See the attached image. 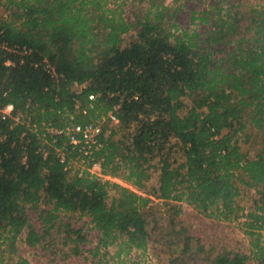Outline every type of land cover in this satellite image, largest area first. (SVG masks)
<instances>
[{
    "label": "trees",
    "instance_id": "obj_1",
    "mask_svg": "<svg viewBox=\"0 0 264 264\" xmlns=\"http://www.w3.org/2000/svg\"><path fill=\"white\" fill-rule=\"evenodd\" d=\"M223 1L191 9L190 28L164 0L134 21L113 0H6L0 264H111L159 235L173 236L166 264H264V11L230 0L223 13ZM8 103L15 110L3 117ZM102 118L95 161L139 192L66 168L57 152L66 136L47 131ZM184 202L218 223L244 217L251 253L191 233Z\"/></svg>",
    "mask_w": 264,
    "mask_h": 264
},
{
    "label": "rangeland",
    "instance_id": "obj_2",
    "mask_svg": "<svg viewBox=\"0 0 264 264\" xmlns=\"http://www.w3.org/2000/svg\"><path fill=\"white\" fill-rule=\"evenodd\" d=\"M151 0H118L114 1L112 3H109V6L117 8V5H119V10L123 12L125 17L131 20H135L137 14L142 15L143 12H145L149 6H150ZM160 1V0H159ZM165 3L174 10V8H181V11L179 14L182 16L184 22H186V26L190 28H194V25H190V17H191V9L195 10H203L205 8H210V6L214 2H218L220 0H180L176 2L175 0H164ZM232 1L225 0L221 2L225 13V10L230 7V4ZM238 3L237 1H235ZM233 4V3H232ZM251 7L258 8L259 10L264 11V0H246L243 3L242 9L248 11ZM9 11L6 10V0H0V17H6L8 16ZM250 20V17H246L243 22L248 23ZM198 28H201L199 26ZM130 33H127L124 35L125 42L129 40ZM107 120V119H106ZM112 124H118L119 121L112 120ZM242 146L245 150L249 152L251 156L255 155L259 149L256 146H251L249 144L242 143ZM98 168V167H97ZM97 168H93V171H97ZM105 179H110L112 182H118L122 185L128 186L133 188L134 190H139L133 186L132 184L124 181L122 178L119 177H112L106 175ZM157 180V174H153V177L149 181V184H154ZM254 194V190H252L248 196L245 197L243 204H245L247 207L251 206L252 204V196ZM183 204V212L179 216L180 219H183L185 223L190 227L191 233H194L197 237L203 238L208 244L215 239V242L217 244L226 245L228 248L233 250H239L244 251L246 253H251L252 246H251V238L244 233V228L242 227L241 221L244 220V217L238 221V222H221L218 223V220H212L204 217L202 214H200L197 210H195L192 206H190L187 203ZM163 213H166V210L163 211ZM159 215V223L165 225L166 227L169 226L168 224V214L166 213V217L161 215V213L158 212ZM167 218V219H166ZM82 220H88L87 217H84ZM168 224V225H167ZM217 224H219L217 226ZM188 227V228H189ZM154 231L158 232V230ZM264 234V233H263ZM97 232L92 231L91 232V247L96 245L98 242ZM25 236V233L22 235V237ZM162 236L165 238L163 239ZM264 238V235H263ZM160 241H151L149 243L148 249L146 251H143L142 249H132L129 253H126V251H122L120 256H116L114 258H111V264H166L168 262L169 255L165 253V249L167 248V240L172 239L173 236L170 235H159ZM19 245L21 247L24 246V243L22 240L19 242ZM89 247V248H91ZM121 247L125 248V245L119 246V245H111L109 247V250L111 251V254H116V251ZM103 250V249H102ZM27 256L30 258V256L27 254Z\"/></svg>",
    "mask_w": 264,
    "mask_h": 264
},
{
    "label": "built area",
    "instance_id": "obj_3",
    "mask_svg": "<svg viewBox=\"0 0 264 264\" xmlns=\"http://www.w3.org/2000/svg\"><path fill=\"white\" fill-rule=\"evenodd\" d=\"M89 98L92 100L95 98V95H90ZM14 110V104L8 103L2 110L3 117L12 116ZM14 118L16 121L20 120L21 113L18 112ZM113 119L119 121L112 116ZM105 121L106 119L102 118V120L92 121L86 124L70 123L64 127H47V131L50 134L64 135L68 140L67 145L57 149L58 156L66 168H88L92 173L105 179L106 175L101 172L100 163L95 161L94 157L95 151L103 147L99 137L103 131ZM76 150L79 154L73 157V152ZM92 161L94 162L91 163ZM93 168H97L98 170L95 172L92 170Z\"/></svg>",
    "mask_w": 264,
    "mask_h": 264
}]
</instances>
